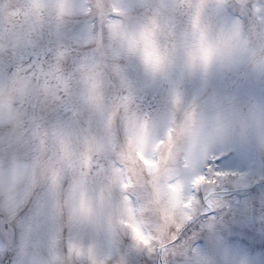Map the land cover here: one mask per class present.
I'll use <instances>...</instances> for the list:
<instances>
[{
	"label": "snow or ice",
	"instance_id": "1",
	"mask_svg": "<svg viewBox=\"0 0 264 264\" xmlns=\"http://www.w3.org/2000/svg\"><path fill=\"white\" fill-rule=\"evenodd\" d=\"M0 264H264V0H0Z\"/></svg>",
	"mask_w": 264,
	"mask_h": 264
}]
</instances>
